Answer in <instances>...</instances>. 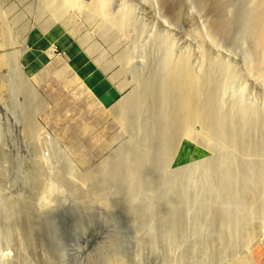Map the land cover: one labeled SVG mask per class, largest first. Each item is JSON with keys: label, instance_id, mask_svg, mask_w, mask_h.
<instances>
[{"label": "rangeland", "instance_id": "1", "mask_svg": "<svg viewBox=\"0 0 264 264\" xmlns=\"http://www.w3.org/2000/svg\"><path fill=\"white\" fill-rule=\"evenodd\" d=\"M91 1L69 2L67 22L51 16L61 0H0L1 263L22 249L39 264L47 248L32 217L51 212L69 264H264V67L252 32L264 0H108L121 32L97 30ZM220 17L227 33L212 28ZM215 92L222 118L244 130L233 147L209 126L200 144V121L179 120L175 100L203 107Z\"/></svg>", "mask_w": 264, "mask_h": 264}, {"label": "bare ground", "instance_id": "2", "mask_svg": "<svg viewBox=\"0 0 264 264\" xmlns=\"http://www.w3.org/2000/svg\"><path fill=\"white\" fill-rule=\"evenodd\" d=\"M42 1H46V5L48 4V2L50 3L51 2V0H42ZM72 0H61V2H58L60 5L59 6H53V8L51 9V12H52V14H51V16H53L54 18H56L57 20H59V19H64L65 18V20L67 21V22H69V20H70V18H69V14H68V11H67V5L69 4V2H71ZM78 1V0H77ZM92 3H91V6H89V8L88 9H86V10H84L85 12H84V16L85 17H87L88 18V20H90L92 23H96L97 24V30L98 29H104L105 30V28H106V26L108 25L111 29H116V28H118V29H120V32H121V29H122V26L124 25V19H123V16L122 15H117V16H115V17H113L111 14V16H109V12L108 11H110V10H108V8H109V2H108V0H92L91 1ZM70 4H72V3H70ZM157 4V3H156ZM81 5H84V4H81ZM171 7V15H175V10H174V8L172 7V6H170ZM263 7V6H262ZM261 7V5H258L257 7H256V11L258 12H256V14H258V17L256 18V21L254 20V24H253V26H252V32L254 33V34H256V38H258V41H256V47L258 46L259 47V49H258V52H259V56H258V59H257V64H255V66H257L258 68H261V69H263V67H264V9ZM81 8H82V6H81ZM86 8V7H85ZM119 14H121V12H119ZM125 15H126V13H125ZM127 16V15H126ZM68 17V18H67ZM52 18V17H51ZM126 19H127V17H126ZM98 21L100 22V24L98 23ZM127 21V20H126ZM125 21V22H126ZM212 28L215 30V31H217L218 33H227L229 30H230V28H231V25H232V22L229 20V19H227V18H225V17H220V18H214V19H212ZM63 23V22H62ZM66 23V22H65ZM95 29V28H94ZM4 33H5V36L7 37V38H10V34H9V31H7V30H5L4 31ZM4 36V37H5ZM6 38V39H7ZM92 38V37H91ZM257 42H258V44H257ZM96 44H98V45H100L99 43H96ZM95 45V44H94ZM110 45V44H109ZM101 46V45H100ZM99 46V47H100ZM95 47V46H94ZM103 47V46H102ZM93 48V47H92ZM96 48V47H95ZM98 48V47H97ZM228 69V67H226L225 69H224V73L225 74H228L229 73V71L227 70ZM230 70V69H229ZM222 74H223V72H222ZM210 76V75H209ZM230 76V75H229ZM227 78H229V77H227ZM226 78V79H227ZM167 79H168V77H167ZM206 79V78H205ZM169 80H170V78H169ZM220 80V79H219ZM195 82V81H194ZM197 82V81H196ZM226 82V81H225ZM167 83V82H166ZM193 83V82H192ZM220 82H218V84H219ZM224 83V82H223ZM222 83V84H223ZM250 84V83H249ZM190 85V84H189ZM225 85V84H224ZM252 85V84H251ZM163 88L165 87V84H163V86H162ZM166 87H168V89H169V93H171V94H166V95H168V97H169V101L171 100V101H173L174 100V98H175V96H173L172 97V92H174L173 91V84H172V81L170 80V82L168 83V85L166 86ZM194 87L193 86H189L186 90V92H183V94H182V98L184 99V97H185V95L186 94H188V95H193L192 94V92H193V89ZM167 89V88H166ZM184 89V88H183ZM180 91V90H179ZM216 91H218V89L216 90ZM197 92V91H196ZM178 93V92H177ZM185 93V94H184ZM195 93V92H194ZM210 94V93H209ZM196 94H194V96H195ZM165 96V95H164ZM167 97V96H166ZM167 97V98H168ZM177 97V96H176ZM199 97H201L200 95H199ZM198 97V98H199ZM166 98V99H167ZM173 98V99H172ZM179 98V97H178ZM182 98H179V100H175V101H180V103L178 102L177 104H179L178 106L181 108V109H183V113H181V114H179L178 116H180L179 117V120H180V122L182 123V120L181 119H186V121H189V117H192V118H194V119H192V121L193 120H198V122L200 121V125H199V128L195 131L197 134H199L198 135V138H199V140H200V142H197V143H200V144H203L207 139H206V134H205V128L206 127H215V135L217 136V140H219L220 141V139H222L221 140V142H224V144H223V149H224V145L226 144L227 145V143H228V145L227 146H229V144L230 145H232V143L234 142L233 141V139H234V137H236L237 135H239L240 134V127H241V130H243V128H242V126H238L239 124H237V122H235V120H234V118H233V115H228L227 117H224V118H222L224 115H223V113H222V111H221V108L220 107H222V104H224L223 102H222V100L221 99H219V94L218 93H216L215 92V95H214V97H213V95H212V98L209 100H206L205 102H203L204 103V105H203V107H199L198 105H197V103H195V98L192 96V97H187V100L185 101V102H189V100H191V99H189L188 100V98H194V101H192V102H189V103H191V104H187V106H185V107H183L181 104H182ZM124 99V98H123ZM200 99H202V98H200ZM185 100V99H184ZM174 101V103H176ZM216 102V103H218L217 105H215L213 102ZM138 103V102H137ZM170 103H172V102H170ZM116 105H118L119 106V109H121V112H122V115L120 116V120L122 121V122H125L126 120H127V116H126V113H125V108H126V105H127V103H126V100L124 99L123 101H121L120 102V104L118 103V104H116ZM175 106V105H174ZM220 106V107H219ZM173 107V106H172ZM171 107V108H172ZM175 108L176 107H173L172 109H174L175 110ZM201 108H204L205 110H203V109H201ZM180 109V110H181ZM202 112V113H200V111ZM176 111H179L178 109H176ZM176 111L175 112H173V113H175L176 115H177V113H176ZM182 111V110H181ZM178 118V117H177ZM222 119H224V120H227V123L225 124L226 126H227V129H228V131H229V133H230V138H227L225 135H224V133H223V129H222V125L223 124H221L222 122H223V120ZM178 120V121H179ZM185 121V120H184ZM179 122V123H180ZM165 123V122H164ZM177 123V122H176ZM239 123V122H238ZM241 124V123H240ZM169 125V124H168ZM224 128V127H223ZM222 129V130H221ZM225 129V128H224ZM245 129V128H244ZM209 131V130H208ZM214 131V130H213ZM244 131V130H243ZM242 132V131H241ZM181 136V135H180ZM180 136H178V138H177V140L179 139V137ZM221 138H220V137ZM218 137H219V139H218ZM238 137V136H237ZM182 138V137H181ZM180 138V139H181ZM185 138V137H184ZM195 138V137H194ZM197 138V139H198ZM169 139V138H168ZM176 139V138H175ZM186 139V138H185ZM170 141V140H169ZM195 141V140H194ZM193 142V141H192ZM207 143V142H206ZM217 143H219V142H217ZM181 144H182V142H181ZM196 144V143H195ZM199 144V145H200ZM222 144V143H221ZM234 144V143H233ZM197 145V144H196ZM192 146V145H191ZM201 146V145H200ZM226 146V147H227ZM171 147V146H170ZM193 147V146H192ZM201 147H203V146H201ZM222 147V146H221ZM231 147V146H230ZM232 147H233V145H232ZM228 148V147H227ZM226 148V149H227ZM229 149V148H228ZM231 149V148H230ZM230 151V150H229ZM187 153V152H186ZM195 154V153H194ZM199 154H195V157H197ZM188 160V159H187ZM94 171V170H93ZM219 171V170H218ZM224 171V170H223ZM222 171V172H223ZM63 172V171H62ZM107 173V172H106ZM60 174V173H59ZM223 174V173H222ZM61 176H62V174H60ZM81 177V176H80ZM90 177L91 178H93V180L94 179H97L98 177L100 178L101 177V174H100V172L96 175V174H94V173H90ZM220 177V176H219ZM222 177V176H221ZM95 183H96V180H95ZM80 185V184H79ZM85 187V186H84ZM86 188V187H85ZM97 190H98V188H96ZM95 191V190H94ZM87 192H89L88 190H86V191H82V193H87ZM98 193V192H97ZM85 195V194H84ZM87 195V194H86ZM263 198V197H262ZM238 199H240V198H238ZM243 200V199H242ZM261 200V199H260ZM263 200H264V198H263ZM263 200H261V203L260 204H263L262 202H263ZM242 201L240 200V203H241ZM253 202H254V200H253ZM256 202V201H255ZM254 202V203H255ZM258 202V201H257ZM236 203H237V201H236ZM252 204L251 202H249V204H246V205H249V209L252 211V210H254V208L256 207V204ZM242 204V203H241ZM259 204V203H258ZM242 205H244V204H242ZM241 205V206H242ZM245 205V206H246ZM240 208H242V207H240ZM246 208H248V206L246 207ZM243 210V209H242ZM246 209L244 208V211H245ZM249 210V211H250ZM250 211V212H251ZM47 213H51V212H47ZM47 213H46V215L45 216H39L41 213H39V215H37L36 213H33V219H34V223L36 224V226L38 227V228H40V230L43 232V237H42V243L46 246V248L48 249H46V253H43V254H41V258H40V260H39V264H69V262L67 261V259H66V256H64L63 255V249H64V247L65 248H67L68 247V245H66L65 244V242L66 241H68L69 239H67V238H59L57 235H55L54 233H55V231H57V229L62 225L61 223H57V222H55V220H56V218H55V216H53V214H51V215H47ZM247 212H245V214H246ZM45 214V213H44ZM43 214V215H44ZM55 214V213H54ZM31 216H32V214H30ZM31 216H30V218H31ZM231 217V216H230ZM29 218V219H30ZM250 220V219H249ZM31 223V222H30ZM28 224V223H27ZM58 224V225H57ZM247 224V223H246ZM33 225V224H32ZM236 234V233H235ZM9 235V234H8ZM13 235V234H12ZM238 235V234H237ZM14 236V235H13ZM13 236H12V238H13ZM25 236V235H24ZM9 237V236H8ZM251 237V236H250ZM3 238V237H2ZM17 238V237H16ZM20 238H21V236H20ZM27 238V239H26ZM26 240H30V242H33L34 241V239L32 240V238H31V236H30V234H29V232L26 230ZM5 239V238H4ZM10 239V238H9ZM25 239L23 238V240H21V241H24V242H21L20 240H19V245H22V244H25L26 242H25ZM77 240L79 241V239L77 238ZM76 242L74 245H71L70 244V241H69V245L70 246H73V248H74V251H75V253H76V255L77 256H82V255H84V249H85V247L83 246H81L80 244H79V242ZM245 241H247V240H244V241H241V242H245ZM22 243V244H21ZM35 243V242H34ZM41 242H40V244H42ZM0 245H1V243H0ZM10 246H11V244H10ZM44 246V247H45ZM86 246V245H85ZM16 247V246H15ZM19 249V248H18ZM18 249H16V250H18ZM15 250V251H16ZM21 250V251H20ZM19 251H17V253L15 254L16 255V259L15 260H11V259H13V257L11 258V254L9 253V259H8V261L6 260V262H4V263H1V261H0V264H36V259L38 258L36 255L37 254H32L31 253V256L29 255V256H27L26 254L28 253V252H22V249H20ZM59 251H60V257H59V259L58 260H54L53 259V253H59ZM228 251V247L227 246H223V247H221L219 250H218V254H216V255H214L213 256V259L215 258H219L220 256H222L223 254H225L226 252ZM8 254V253H7ZM2 255V254H1ZM14 255V254H13ZM12 255V256H13ZM14 255V256H15ZM4 256V255H3ZM2 256V257H3ZM1 257V256H0ZM86 258V257H85ZM31 260V261H29V260ZM29 263H28V262ZM107 264H124V262H122V261H120V260H118V261H116V262H113V263H107Z\"/></svg>", "mask_w": 264, "mask_h": 264}]
</instances>
